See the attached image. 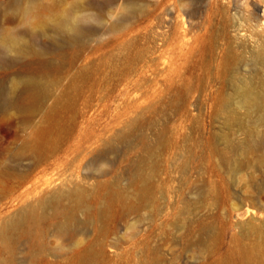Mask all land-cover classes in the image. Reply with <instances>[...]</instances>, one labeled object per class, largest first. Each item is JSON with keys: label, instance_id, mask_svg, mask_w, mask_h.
Segmentation results:
<instances>
[{"label": "bare ground", "instance_id": "1", "mask_svg": "<svg viewBox=\"0 0 264 264\" xmlns=\"http://www.w3.org/2000/svg\"><path fill=\"white\" fill-rule=\"evenodd\" d=\"M147 1L7 0L0 6V125L10 126L13 117H19L28 131L15 147L10 143L5 146L0 140V157L10 160L0 172L10 178L2 188L10 193L5 203L0 196V264H107L106 249L114 253L120 249L116 231L104 226L116 207L121 209L122 218L151 208L156 235L165 232L168 246H173L178 239L171 231L181 232L178 236L187 249L195 244L206 247L216 235L214 220L221 216L230 246L225 256L211 264H264V9L243 23L237 17L242 3L235 4L233 34L228 36L223 26L217 30L219 129L215 141L200 145L198 152H183L186 161L180 170L185 176L192 173L190 162L199 161L195 171L198 188L195 190L186 179L196 198L182 199L181 205L169 200L162 207L163 195H171L172 190L168 182H162L163 156L176 147L162 135L154 145L142 135V153L129 162L127 183L122 185L119 162L123 155L112 161L107 156L122 147H137L132 136L139 129V118L125 121L124 114L117 112L106 124L91 115L95 106H100L95 105V95L102 90L95 75L105 81L111 72L113 76L122 75L125 66L129 69L127 76H136L137 63L148 56L146 52L133 53L137 30L127 27ZM181 1L193 4L192 0ZM6 7L14 15L6 13ZM118 9L124 12L108 27L107 19ZM255 9L260 11V6L255 5ZM186 13L189 19L198 17V10ZM188 23L192 28L193 23ZM117 31L116 53L106 52L95 68L83 64L85 72L77 68L81 53L91 42L100 44L104 36ZM164 35L157 33L160 38ZM199 41L196 38L194 43ZM81 126L76 144L61 150L62 160L66 159L81 176L71 173L64 177L61 159L46 177L28 175L18 163L31 158L40 165L58 153L61 142ZM91 157H98L102 166L96 174L89 172ZM114 171L110 179H105ZM224 175L231 179L227 181ZM8 205L18 208L4 211L3 206ZM81 213L84 220L79 218ZM95 224L98 226L92 231L85 229ZM166 228L172 229L167 232ZM49 239L55 241L54 247ZM143 250L144 254L149 252L147 247ZM151 254L152 264H162L159 246Z\"/></svg>", "mask_w": 264, "mask_h": 264}, {"label": "rangeland", "instance_id": "2", "mask_svg": "<svg viewBox=\"0 0 264 264\" xmlns=\"http://www.w3.org/2000/svg\"><path fill=\"white\" fill-rule=\"evenodd\" d=\"M58 1L71 3L76 0ZM6 2L7 0H0V6H5ZM146 3L147 5H145L146 7H144L143 11L137 13L130 20L127 27H134L137 30L134 36L136 35L138 40L133 53L141 52L144 54L146 52L145 54L148 56L145 60L137 63L135 68H137L138 74L136 76H127L129 69L125 70V66H122V75L113 76L111 72L105 81L99 75H95V82L98 85L100 84L102 90L95 95L97 97L95 105L99 104L100 106H95L96 111L93 110L91 115L97 117L98 123L106 124L111 122L117 112L124 114L125 121L130 117L139 118V129L135 130L132 136V143L137 145V147L134 150L122 147L120 152L117 151L116 154L114 152V155L110 154L107 156L109 161H112L115 156L123 155L121 157L122 160L119 162V167L123 172L122 185L127 183L129 162L140 157L142 153L139 145L142 135L148 137L152 145L162 135L166 141L176 147L170 154L165 152V157L163 156L162 182H168L167 184L173 191L170 190L171 195H163L162 207L169 200L181 205L185 199L196 198V195L189 189L186 179L191 180L195 190L199 186L198 175L195 173L199 166V161L192 160L190 162L192 173L189 176H185L180 170V167L186 161L183 152L190 149L198 152L200 145L203 146L215 141L214 136L219 129L218 121H216V103L219 89L216 77L219 54L215 51L217 30L223 26L226 28L228 36H231L233 34L231 26L236 22L234 17L235 4L242 3V8L237 17L245 23V21L254 19L255 16L261 13V10L264 9V0H192L193 4L191 5L181 0H148ZM255 5L260 6V11L255 9ZM220 6H224L225 9L222 10ZM6 8V13L9 12L10 15H14L12 10L8 11V7ZM190 10H198V17L189 19L186 12ZM123 12L122 9L115 10L113 16L107 19L108 27ZM189 21L193 23L192 28L189 26ZM121 30H124V28ZM118 32L120 31L104 36L100 44L91 42L81 53V60L77 63V68L85 72L86 69L81 68L83 64L87 63L90 68H95V65L100 63L106 52L112 51L116 53L114 48L116 37L119 35ZM158 32H164L165 35L161 38L157 37ZM150 34H152V38L148 39ZM196 38H200L199 44L194 43ZM42 42H47V40L42 39ZM148 48L150 50L147 52ZM2 74L3 71L0 70V76ZM66 84L67 81L64 82V85ZM102 99L103 102L101 101ZM149 106L153 109L151 110ZM102 110H105V112H101ZM18 118L13 117L11 125L9 123L10 126L7 123L0 125V140L3 139L5 141V146L10 143L11 147H15L28 135V131H25L21 120ZM38 120L39 118H37ZM151 123L152 127L149 126ZM82 127L77 128L75 132L68 135L61 142L59 152L40 165L31 158L22 162L18 161V163L23 164L22 166L28 175L33 176L36 174L37 177L50 176L55 165L58 167L59 162L62 160L61 150L76 144ZM96 127H100V125ZM2 134L5 135L3 138ZM179 156L183 159L181 158V160ZM62 161H64V164H61L63 167L61 166L60 168L65 169L60 170L64 177L65 174L68 177V175L74 173L81 176V173L79 174L74 166L75 171L71 168L72 165L70 166L66 159ZM90 161L92 165L89 172L95 173L96 170L102 168L98 162V157H91ZM35 163L36 166H39L38 168ZM9 164V159L0 157V172L2 173V170ZM175 164L177 167L173 166ZM106 166L107 164L104 167ZM171 167L172 169H170ZM85 172V169H83L82 173ZM1 173L0 196L1 203H5L6 197L10 193L5 192V189L2 188L7 185L10 178L6 179ZM114 173L115 171L105 179H110ZM229 176L224 175L227 181L231 179ZM3 207L4 211H15L18 208L17 206L11 207V205H8L7 208L6 206ZM121 214V209L116 207L114 216L104 223V226L109 230H115L117 233L116 237L120 239V249L117 253H114L110 248L106 249L107 264H152L151 252L155 246L161 248L162 264H211L225 256L230 246L228 235L223 229L221 216L214 220L216 235L208 240L206 247L195 244L190 249H187L184 243L181 242L180 236H178L181 232L176 233L175 230H170L172 228H166L167 232L171 231L178 239V242L173 246H168L165 235H163L165 232L161 236L156 235L154 230L155 221L151 208L124 218L121 217ZM79 218L84 220L85 215L81 213ZM97 226V224L94 226L87 225L85 229L92 231ZM93 238L94 235L88 237L89 240ZM78 239L84 238L79 237ZM48 243L51 247L56 245L53 239H49ZM144 247H147L149 252L144 254Z\"/></svg>", "mask_w": 264, "mask_h": 264}]
</instances>
